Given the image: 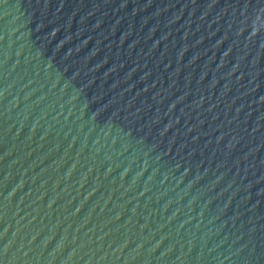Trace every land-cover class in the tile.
Listing matches in <instances>:
<instances>
[{"label":"water","instance_id":"95a60500","mask_svg":"<svg viewBox=\"0 0 264 264\" xmlns=\"http://www.w3.org/2000/svg\"><path fill=\"white\" fill-rule=\"evenodd\" d=\"M0 264H264V0H0Z\"/></svg>","mask_w":264,"mask_h":264}]
</instances>
